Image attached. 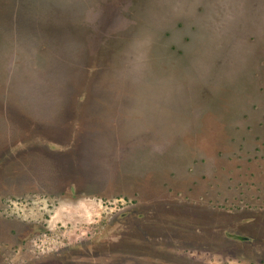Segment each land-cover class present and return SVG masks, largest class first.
Here are the masks:
<instances>
[{
    "label": "rangeland",
    "instance_id": "rangeland-1",
    "mask_svg": "<svg viewBox=\"0 0 264 264\" xmlns=\"http://www.w3.org/2000/svg\"><path fill=\"white\" fill-rule=\"evenodd\" d=\"M0 264H264V0H0Z\"/></svg>",
    "mask_w": 264,
    "mask_h": 264
},
{
    "label": "flooded vegetation",
    "instance_id": "flooded-vegetation-1",
    "mask_svg": "<svg viewBox=\"0 0 264 264\" xmlns=\"http://www.w3.org/2000/svg\"><path fill=\"white\" fill-rule=\"evenodd\" d=\"M244 238V237H243Z\"/></svg>",
    "mask_w": 264,
    "mask_h": 264
}]
</instances>
